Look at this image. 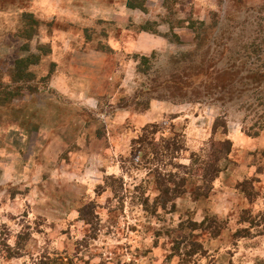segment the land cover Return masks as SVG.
Returning <instances> with one entry per match:
<instances>
[{
	"label": "rangeland",
	"instance_id": "374dc122",
	"mask_svg": "<svg viewBox=\"0 0 264 264\" xmlns=\"http://www.w3.org/2000/svg\"><path fill=\"white\" fill-rule=\"evenodd\" d=\"M170 3L172 11L163 0H146L142 11L128 9L127 0H0V86L11 84L18 58L41 48L50 53L31 67L37 81L54 68L47 86L39 82L37 92L24 90L0 104V264H33L45 253L74 264L264 261V111L256 101L259 95L242 108H222L210 99L183 104L153 99L145 110L155 72L171 69L173 58L195 45L187 28L174 29L181 43L138 31L147 21L156 22L162 34L175 19L207 26L216 22L214 33L208 32L221 48L212 44L211 51L220 49L227 56L247 44L246 31L230 30L236 22L255 25L264 0ZM23 12L41 22L28 50L18 37ZM135 55L152 56L148 73L137 71ZM254 60L237 66L264 64ZM222 116L226 132L213 130ZM147 124L183 136L186 151L177 160L183 165L192 153L205 157L213 145L232 143L207 199L194 201L188 183L174 208L169 203L152 213L158 193L139 166L140 155L131 150V141ZM254 132L259 135H248ZM245 181H251L250 197L238 187ZM243 214L254 219L252 226L241 222ZM207 217L209 230L181 229ZM214 227L220 229L216 237ZM246 228V237L234 235ZM19 236L26 239L22 257L7 259L6 245L15 248ZM192 242L199 245L196 252Z\"/></svg>",
	"mask_w": 264,
	"mask_h": 264
},
{
	"label": "trees",
	"instance_id": "16d2710c",
	"mask_svg": "<svg viewBox=\"0 0 264 264\" xmlns=\"http://www.w3.org/2000/svg\"><path fill=\"white\" fill-rule=\"evenodd\" d=\"M146 0H127L126 7L128 9H139L145 11ZM171 0H163V5L172 11ZM232 4L240 5L245 0H228ZM261 17L256 19L255 25L252 23L246 26L245 22H236V25L230 30V34L235 33V29H239V33H245L244 39L246 45L245 50L235 51L231 49L225 56L224 51H211V46L221 48L216 36H213L216 29V22L207 26L204 21L193 19H175L174 24L169 22L168 31L162 34L158 30L156 22L147 21L140 24L139 32L150 33L153 35L169 38L172 42L181 43L179 36L174 33L176 28H187L193 32V43L195 48L186 52H182L178 57L173 58L171 69H165L162 72L156 71L152 80V85L147 88L148 99L144 102L145 110L148 109L149 101L156 99L160 101H168L172 104L198 103L208 101L220 103L222 108L237 105L242 108L248 102L251 96H257L259 107L264 111V64L263 66H237V62H243L246 65L251 61L253 56L256 60L252 62L264 61V5L260 6ZM22 24L19 31V39L25 42V50H28V43L35 37L40 21L34 14L23 12ZM210 30L213 32L210 34ZM223 46V45H222ZM37 54H29L25 57L18 58L11 69L12 77L9 86H0V104L11 102L20 97L24 90L34 93L37 92L39 82L47 86L54 72L52 66L47 75L37 81V77L31 71L32 66L40 63L41 59L50 53V49L45 51L41 48ZM44 53V54H43ZM245 58L239 57V55ZM223 56V57H222ZM138 61L137 71L148 73L150 69L149 62L151 57L135 55ZM250 65H253L250 64ZM147 67V68H145ZM240 78V79H239ZM240 80V81H239ZM33 83V84H32ZM239 83V85H238ZM144 92H142L143 94ZM263 108V109H262ZM222 118H217L213 124V130L223 127L226 132V122ZM260 127L261 123H260ZM257 137L258 132L248 134ZM216 146V147H214ZM213 148V151H212ZM232 143L229 140L219 142L211 147V153L207 156H201L195 153L190 154L188 165H183L177 160L180 159L181 153L186 151L183 136L169 131L165 134L158 124H147L143 126L139 134L131 141V150L133 155H140L141 168L147 171V175L153 180V185L157 191V196L153 200V211L166 209L171 203L175 207V201L186 194V186L192 185L189 190L194 201L199 199H207L213 189V182L222 172L221 162L230 154ZM172 168V170H169ZM180 170H184L180 172ZM249 184L251 181H245L238 184L241 187V193L250 197ZM149 200L146 198L142 202V207L148 209ZM89 205H87L88 208ZM86 210V209H85ZM246 213V212H245ZM213 219L212 221H214ZM254 219L249 214L241 217V222L253 224ZM208 217L200 223L190 221L187 226H181V229H190L193 233L198 229L209 230ZM205 227V228H204ZM214 237L218 236L220 229L213 228ZM249 235V228L241 229L236 234L237 237H246ZM21 237V236H19ZM26 239L21 237L16 243V247L6 245L7 259L22 257L20 250L24 246ZM193 251H197L199 245L192 242ZM193 253V252H192ZM191 253V254H192ZM194 254V253H193ZM33 264H74L58 254H42ZM255 264H264V261H258Z\"/></svg>",
	"mask_w": 264,
	"mask_h": 264
}]
</instances>
